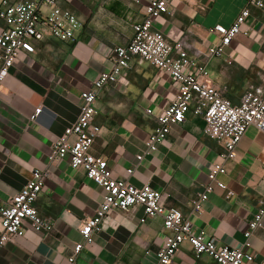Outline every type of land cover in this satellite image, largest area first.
I'll return each instance as SVG.
<instances>
[{
  "label": "crops",
  "instance_id": "crops-1",
  "mask_svg": "<svg viewBox=\"0 0 264 264\" xmlns=\"http://www.w3.org/2000/svg\"><path fill=\"white\" fill-rule=\"evenodd\" d=\"M150 1L58 0L82 25L74 41L35 42V53L18 56L0 90V204L24 186L33 169L45 168L55 139L79 115L80 94L111 68L113 49L130 42L133 26L144 19ZM247 1L171 0L169 14L153 21V29L168 42H181L190 56L206 65L209 82L233 104L247 89L264 96V9L252 10L242 27L249 35L237 36L223 58L208 57L207 49L218 42L209 30L230 27ZM175 93L176 85L165 72L133 60L124 78L98 94L94 122L101 130L90 153L106 160L114 178L138 187L149 184L161 192L166 209L180 210L195 230H204L220 246L239 248L253 214L264 207V133L249 127L235 159L218 177L232 195L215 188L202 210L191 214V201L203 192L212 166L225 152L222 144L203 135L202 118L189 113L156 152L137 159L156 126L155 117ZM37 108L42 111L31 120ZM128 169H133L130 176ZM102 195L66 159L52 164L35 203L52 222V232L29 230L11 240L0 250V264H64L83 242L80 225L94 216ZM143 217L140 208L110 212L93 243L83 245L76 264H154L165 232L160 218L141 223ZM249 243L246 250L254 258L250 264H264V222ZM172 264L216 263L207 256L195 258L183 244Z\"/></svg>",
  "mask_w": 264,
  "mask_h": 264
},
{
  "label": "built area",
  "instance_id": "built-area-1",
  "mask_svg": "<svg viewBox=\"0 0 264 264\" xmlns=\"http://www.w3.org/2000/svg\"><path fill=\"white\" fill-rule=\"evenodd\" d=\"M171 0H151L144 7V19L133 26V37L124 47L113 49L111 68L101 72L91 88L80 94L81 106L77 119L58 136L51 148L47 165L33 169L24 186L5 204H0V250L11 240L23 237L27 231L46 235L52 232L53 224L43 217L35 203L49 176V167L66 159L72 169H80L102 192V201L93 217L85 220L79 228L83 242L73 248L64 264H76L84 244L93 243L94 234L100 233L110 212L127 213L140 208L144 217L140 220L160 218L165 238L156 254L154 264H172L174 256L183 244H187L195 258L207 256L216 264H250L254 258L246 249L254 231L264 222V207L259 208L248 223L245 241L239 248L220 246L204 230H195L189 217L178 209H166L161 192L149 184L135 186L126 179L113 177L105 159L90 153L100 134L97 116L98 94L110 84L118 83L130 69L133 60L147 63L165 72L176 85V93L161 114L155 117L156 126L144 143V151L137 156L141 161L157 151L168 137L171 129L185 122L189 113L202 118L203 135L225 148L221 161L212 166L203 192L191 201V214L202 210V204L217 188L232 192L218 177L226 172L227 162L236 157L235 150L249 127L264 133V96L247 89L238 104L224 97V92L209 82L206 65L190 56L181 42L170 43L164 35L153 29V21L169 14ZM264 0H248L233 24L226 28L216 25L209 31L218 42L207 49L211 58H223L225 50L239 36L249 35L242 30L252 10H263ZM0 90L5 78L21 53L34 54V43L53 39L72 42L81 29L76 16L58 5V0H0ZM230 64V62H228ZM42 108H37L30 117L35 120ZM147 114H151L148 110ZM130 176L133 169L126 171Z\"/></svg>",
  "mask_w": 264,
  "mask_h": 264
}]
</instances>
